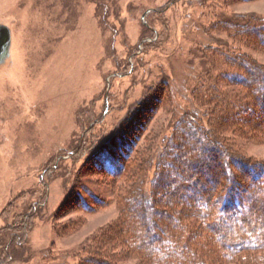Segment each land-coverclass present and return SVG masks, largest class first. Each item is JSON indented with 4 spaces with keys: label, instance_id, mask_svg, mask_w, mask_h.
I'll use <instances>...</instances> for the list:
<instances>
[{
    "label": "rangeland",
    "instance_id": "obj_1",
    "mask_svg": "<svg viewBox=\"0 0 264 264\" xmlns=\"http://www.w3.org/2000/svg\"><path fill=\"white\" fill-rule=\"evenodd\" d=\"M0 24V264H150L132 237L154 250L180 227L205 247L179 173L226 182L225 147L264 164V0H0Z\"/></svg>",
    "mask_w": 264,
    "mask_h": 264
},
{
    "label": "trees",
    "instance_id": "obj_2",
    "mask_svg": "<svg viewBox=\"0 0 264 264\" xmlns=\"http://www.w3.org/2000/svg\"><path fill=\"white\" fill-rule=\"evenodd\" d=\"M235 75H237V73H231L230 76ZM238 82L243 84L244 81ZM251 95V97L257 102V109L260 108L261 111H264V91L255 92ZM215 143L217 146H220L217 140ZM213 149L214 148L206 149L207 157L202 159L204 160V162L207 161L208 158H212V154L213 156L215 155L216 149ZM223 149H225L228 153V161H226L227 168L225 167L226 173L228 174V180L226 182L225 180H216V184L213 185V188L211 186L212 189L210 190V188H208L207 185L201 182V180L198 179L196 176L192 174L188 175V171H186L185 175H183L185 170H182L179 173L181 180L183 179V177H188L192 178L194 184L196 183L195 185L193 183L190 184V189L191 191H193L192 198L197 201L191 206L196 208V210L200 214L198 215V218L202 220V222H198V225L196 227H200L201 224L203 226V221L204 223L207 222L205 226L207 227L209 234H207L206 237L208 235L210 237L202 239L199 243H204L205 247L196 246L193 249V245H191L187 241L188 238L184 234L187 228L180 227L179 230L181 232L183 230L185 231L182 233L180 231L176 233L172 230L168 231L171 237L170 241H162V247L156 248L154 250L150 246V239H146V237H143L140 234L133 236V243L131 246H136V250H138V255H142L148 259L152 258V261L149 259L152 263L154 259V264H226L228 261L234 260V257L236 255H239L236 256V260L238 259L241 264L242 259L240 257L242 255H246L245 260L243 261V263L245 264H264V257L257 254L260 250L264 249V229L261 228L262 225H255V221L258 220V218H260V222H262L261 224H264V186L258 187L262 195H260L261 197L257 201L254 199L247 201L248 197L245 198L246 194H243V191L246 189V187H249V178L257 181H259V179H264V164L253 165L247 161H244L240 157H237L234 150H229L227 147ZM190 156L191 155H189L188 157ZM195 161L196 160L191 161V164L194 165ZM182 162L183 161L179 160L180 164ZM235 162H239L240 164L238 167L240 168L239 171L235 169V167L237 166H232L235 165ZM198 164H200V162H198ZM207 164H210V162L208 161ZM124 168L125 167L122 164L115 165L113 163L112 166H110L111 170H115V172H117V176L124 173ZM224 173L225 171H223L222 173H220V175L217 176L223 179L225 175ZM181 186L183 188L185 187L184 184H181L180 187ZM183 195L184 192H181L180 196ZM167 201L168 202H166V204L164 205H166V207H168V209L170 210L175 209V205L177 204H173L174 202H172V198L168 199ZM259 201L262 202V205L260 207H256V203H258ZM252 209L254 211H250ZM244 210H248V212L244 213ZM238 214H240L241 219L239 221L241 222V225L233 229L231 227V224L236 221L235 216ZM215 215L217 216V222L214 218ZM180 216L182 217L181 212ZM224 221L227 224H224ZM132 225L135 228L140 225V221H138L137 219H133ZM252 235H258L259 239L257 238L258 240L256 239V241L251 242L250 237ZM214 237L218 238V242L221 243L219 244V248L215 247V245H210L214 241ZM129 239L127 237L125 238L126 243L129 241ZM237 239L240 241L237 247H235L232 251L227 250L226 252L224 250L226 249L224 243L235 242L234 240ZM207 248L210 249L208 250ZM214 250H217L215 251L216 254L221 255V257L215 256L216 254L214 253ZM152 251L154 252V255H152ZM253 251L255 253L256 251L258 252L255 254ZM247 258H251V262L248 261ZM94 259L95 257H89L87 261L96 262V260H98ZM151 262L150 264H152ZM105 264H107V262ZM144 264H147V262Z\"/></svg>",
    "mask_w": 264,
    "mask_h": 264
},
{
    "label": "water",
    "instance_id": "obj_3",
    "mask_svg": "<svg viewBox=\"0 0 264 264\" xmlns=\"http://www.w3.org/2000/svg\"><path fill=\"white\" fill-rule=\"evenodd\" d=\"M12 31L6 24H0V65L3 64L11 54Z\"/></svg>",
    "mask_w": 264,
    "mask_h": 264
}]
</instances>
